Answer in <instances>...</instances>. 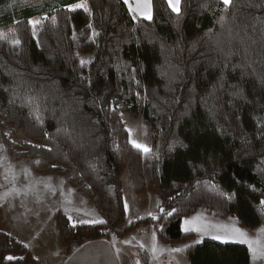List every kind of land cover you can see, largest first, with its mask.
I'll return each mask as SVG.
<instances>
[{"label": "trees", "instance_id": "trees-1", "mask_svg": "<svg viewBox=\"0 0 264 264\" xmlns=\"http://www.w3.org/2000/svg\"><path fill=\"white\" fill-rule=\"evenodd\" d=\"M44 1L0 0V36L7 37L0 39V125L3 137L10 123L22 130L32 154L65 174L103 216V224L73 227L56 214L63 258L150 223L120 229L125 168L136 192L159 194L166 243L195 237L182 220L199 209L261 226L264 0H233L228 9L221 0H180L179 15L167 0H152L151 19L123 0ZM81 2L90 11H69ZM125 113L148 126V154L129 143ZM187 256L190 264L251 263L245 245L211 239ZM0 264H37L3 230L1 208Z\"/></svg>", "mask_w": 264, "mask_h": 264}, {"label": "rangeland", "instance_id": "rangeland-1", "mask_svg": "<svg viewBox=\"0 0 264 264\" xmlns=\"http://www.w3.org/2000/svg\"><path fill=\"white\" fill-rule=\"evenodd\" d=\"M79 4L83 5L82 2L77 3L72 8L82 9L77 7ZM123 118L126 129H131V137L128 132V139L137 140L139 143L151 148L150 131L144 119L141 116L136 117L128 113H125ZM8 127V129L13 128L6 133V137H3L1 131L3 132L7 129L0 125V208L2 207L1 210L4 213L9 230L16 236H21L22 239L29 238L26 232L30 230L29 228H32L29 224L31 219H26L25 216L27 215L18 211V203L22 202L25 204L29 201L27 198L37 196H40V199L45 203L47 202L49 204L47 206L51 210L54 209L55 213H61L67 217L70 216L72 224L83 225L81 221L95 222L88 224H98L90 215L97 216L103 220L97 204L91 198L81 194L68 181L65 174L52 170L46 160L34 153L32 154L33 149L28 146L32 142L30 143L29 140L27 142L28 138L22 130L16 128L12 123ZM10 142H14L18 146L13 147L11 150L8 147ZM16 153L19 154V158ZM36 161H39V163L37 164ZM121 179L124 200L128 204V211L125 212V219L120 229L124 230L138 222L150 220L149 224H141L127 235L129 239L126 240L127 242L135 241L136 243L134 251L136 255L142 250V252L148 253V250H151L153 244H155V252L158 254H163L166 250L174 261L189 264L188 248L200 245L206 239L216 240L225 244L245 245L248 248L246 243L237 242L239 237L234 233L233 229L239 228L248 234L249 239L260 241L259 244L253 245L256 249L255 254L249 250L251 256L250 264H264V231H262L264 230V223L256 228H247L240 225L236 218L232 216L221 217L204 209H199L183 217L182 220L184 233L193 232L195 237L170 245L159 236V233H164L165 225L156 223L155 219H153V217L158 219L161 215V199L157 191L151 189L145 192H136L127 168L122 171ZM34 223L37 227H40L48 222L47 218L42 216L35 219ZM52 225L57 227L56 216L52 220ZM2 228L4 230L3 221ZM57 235L59 241L58 229ZM153 236L155 240H153ZM213 237H220V239H214ZM225 239L228 242H224ZM174 249H180V251H174ZM30 253L32 258H34L33 256L39 259L42 258L36 249L30 250Z\"/></svg>", "mask_w": 264, "mask_h": 264}, {"label": "crops", "instance_id": "crops-1", "mask_svg": "<svg viewBox=\"0 0 264 264\" xmlns=\"http://www.w3.org/2000/svg\"><path fill=\"white\" fill-rule=\"evenodd\" d=\"M48 1L49 0H46L44 3ZM40 4L37 3V6ZM150 4L152 17V0H150ZM127 5H131L132 8H137V0H129ZM143 11H147V9L144 7L143 0H140V5L137 8V11L132 12L135 16L141 19H146L143 15H141V12ZM27 200L29 201L26 203L23 200L25 204L22 202L18 203V211L20 213L24 212L27 215L25 216L26 219H31L29 224L32 228L27 227L30 230L26 232L29 238L22 239L21 236H16L8 229L2 210L1 218L4 230L7 234L25 244L29 252L30 250L32 251V249H36V251H38L42 258L39 259L33 256V259L37 264H137V261H139V264H182V262L174 261L169 252L166 250L163 254H158L157 252L153 253L152 249L148 250V253L142 252V250L139 251L138 255H136L134 252L136 249L135 241L129 243V241H126L129 240L128 237L118 238L114 235H111L107 239L90 241L82 246H78L68 257L63 258V242L61 244V237L58 241L57 227L52 225V220L55 218L57 213H55L54 209L51 210L50 207L47 206L49 204L41 200L40 196L29 197ZM42 216L47 218L48 223L37 227L34 221ZM90 217L100 224V218L92 215H90Z\"/></svg>", "mask_w": 264, "mask_h": 264}, {"label": "snow or ice", "instance_id": "snow-or-ice-1", "mask_svg": "<svg viewBox=\"0 0 264 264\" xmlns=\"http://www.w3.org/2000/svg\"><path fill=\"white\" fill-rule=\"evenodd\" d=\"M124 2H125V4H128L129 0H124ZM221 3L225 7V9H228L232 6L233 0H221ZM143 4H144V7L147 9V11L141 12V15H143L146 19H151L150 0H143ZM168 4H169V7L172 8L173 12L177 13V15L180 14V7H179L180 0H168ZM139 5H140V0H137V8L139 7ZM77 7L83 8V10L85 12L90 11L87 7H84L82 4L77 5ZM129 7H130L131 11H133V12L137 11V8H132L131 5H129ZM69 11H76V8H69ZM44 19H47V17H44ZM38 23H39V21H31V25L33 28V35H35V29H36ZM89 27H91V25H89ZM95 35H97V33L93 32V36H95ZM0 39L7 40V37L6 36H0ZM12 43L14 45H20L21 41L18 39H15L12 41ZM85 63H88V61L81 60V65H84ZM36 118H37V120H39V116H37ZM127 131L129 132V136L131 137V129H128ZM129 143H131L135 149H137L138 151H141L145 154H148L149 152H151V149L147 145L141 144L137 140L130 138ZM33 147H35V145ZM49 151H51V149H49ZM36 163L38 164L39 161H36ZM262 203H264V202H262ZM123 207H124V211L127 212L128 211V204L126 201L124 202ZM68 219L71 220V217L69 216ZM153 219H157V217H153ZM81 223L88 224V223H95V222L81 221ZM99 223L103 224V223H105V221L101 220V221H99ZM75 226L76 225L73 224V227H75ZM233 231L239 237V240L237 242L246 243L249 250L252 251L253 254H255L256 249L253 247V245L259 244L260 241L259 240L253 241V240L249 239L248 234L244 231H241L239 228L233 229ZM262 231H264V230H262ZM213 238L214 239H220V237H213ZM153 240H155L154 236H153ZM224 242H228L227 239H225ZM141 247H143V245H141ZM152 251H153V253H155V251H156L155 244H153ZM174 251H180V249H174ZM7 259L12 260L13 257L9 256V257H7ZM137 264H139V261H137Z\"/></svg>", "mask_w": 264, "mask_h": 264}, {"label": "water", "instance_id": "water-1", "mask_svg": "<svg viewBox=\"0 0 264 264\" xmlns=\"http://www.w3.org/2000/svg\"><path fill=\"white\" fill-rule=\"evenodd\" d=\"M161 218H162V211H161V215H160V217H159L158 219H155V222H156V223H159V221L161 220Z\"/></svg>", "mask_w": 264, "mask_h": 264}]
</instances>
